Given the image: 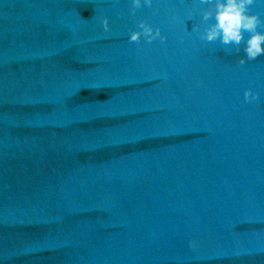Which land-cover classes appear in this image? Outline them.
<instances>
[{"label": "water", "instance_id": "obj_1", "mask_svg": "<svg viewBox=\"0 0 264 264\" xmlns=\"http://www.w3.org/2000/svg\"><path fill=\"white\" fill-rule=\"evenodd\" d=\"M212 8L0 0V264H264V55Z\"/></svg>", "mask_w": 264, "mask_h": 264}, {"label": "clouds", "instance_id": "obj_2", "mask_svg": "<svg viewBox=\"0 0 264 264\" xmlns=\"http://www.w3.org/2000/svg\"><path fill=\"white\" fill-rule=\"evenodd\" d=\"M202 4L212 5L211 10L203 12L202 19L211 23L205 28L201 39L207 42L219 41L226 47H234L237 52L243 50L246 56L239 60L240 65L248 61L257 60L264 55V18L260 13L253 12L252 7L256 0H200ZM149 7L152 0H132V11L144 5ZM102 27L105 31L110 30V23L107 17L102 20ZM138 31H132L130 42L139 43L142 38L151 43L157 39L162 42L166 37L162 35L159 28H153L146 21L139 23ZM259 93H254L251 88L245 91V100L252 102L258 100Z\"/></svg>", "mask_w": 264, "mask_h": 264}]
</instances>
